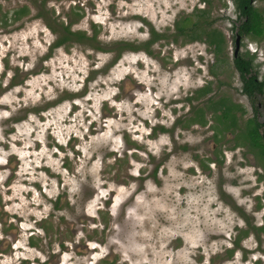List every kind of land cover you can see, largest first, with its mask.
Returning <instances> with one entry per match:
<instances>
[{
    "label": "rangeland",
    "instance_id": "obj_1",
    "mask_svg": "<svg viewBox=\"0 0 264 264\" xmlns=\"http://www.w3.org/2000/svg\"><path fill=\"white\" fill-rule=\"evenodd\" d=\"M198 10L223 37L218 63L174 36ZM68 23L102 51L50 53L47 25ZM238 26L232 0H0V218L29 230L47 217L30 248L17 231L0 264H264V162L237 139L252 117L233 67ZM149 27L165 36L151 54L109 67L115 44L144 43ZM239 53L264 82V38H239ZM206 85L239 109L217 136L210 115L187 125Z\"/></svg>",
    "mask_w": 264,
    "mask_h": 264
},
{
    "label": "trees",
    "instance_id": "obj_2",
    "mask_svg": "<svg viewBox=\"0 0 264 264\" xmlns=\"http://www.w3.org/2000/svg\"><path fill=\"white\" fill-rule=\"evenodd\" d=\"M203 3L209 5V0H202ZM234 5L237 12V21L239 22L237 35L239 37H250L255 38L257 41L264 38V11L260 13L257 9L251 6L250 0H234ZM28 14L26 7H23L12 13V21H18L22 17ZM38 16L42 17L40 13ZM196 20L190 24L189 18H184L181 22L175 23V37L186 39L185 42L203 41L207 46L212 49L214 58H217L223 52L224 40L222 35L211 27V24L206 21V12L198 10L195 16ZM71 24H54V26L47 25L50 30L55 34V40L50 45V53L55 49H59L65 46H71L74 44L86 45L95 51H102V49L96 44L95 36L88 37L83 32L71 31ZM187 24H190L188 28ZM204 37V40H203ZM165 39V36L157 33L151 27H149V38L144 43L133 44V43H117L113 48L117 55L112 61L109 67H112L120 58L124 52H137L144 51L146 54H151V47L158 43L160 40ZM176 42V39L173 40ZM219 59V58H218ZM251 57L247 54L238 53L233 58V67L238 72L242 88L241 91L248 98H252L255 93H260L263 87L261 83L255 82L254 77L250 76L251 69ZM221 60V59H220ZM212 90L210 85H206L194 92V94L188 99V102H198L201 98L206 97L205 108L191 107L190 117L187 125L206 124V115H210L213 121L216 122L214 125L215 136L223 130H227V126L235 127V115L238 111V107L231 104L225 98L215 99L212 97ZM185 125V126H187ZM258 125L254 123V120H247L244 129L238 134L237 139L242 141V145L255 152L259 159L264 162V143H262V137L258 133ZM256 233H264V220L260 228H255ZM237 244V242L235 243Z\"/></svg>",
    "mask_w": 264,
    "mask_h": 264
},
{
    "label": "flooded vegetation",
    "instance_id": "obj_3",
    "mask_svg": "<svg viewBox=\"0 0 264 264\" xmlns=\"http://www.w3.org/2000/svg\"><path fill=\"white\" fill-rule=\"evenodd\" d=\"M250 1H251V6L254 9H257L258 11H260V13L263 12L262 10H259L258 7L254 6V4L255 3H263L264 0H250ZM232 5H233V9L235 11V15H236V19H237V12H236V8H235V5H234V0H232ZM239 38L240 39H244L245 37L244 38L239 37ZM203 40H204V37H203ZM195 42H199V41H195ZM238 53H239V51H238ZM235 57H234V54H233V58H235ZM251 62H252V64H251V69H250V73L249 74H250V76L252 75L254 77V79H255L254 81L255 82L261 83L263 87L261 88V92L260 93H255L254 96L251 99L248 98L243 93L242 94L246 98H248V100L250 101L249 107H250V112L252 113V117H251L250 120H254V123H256L258 125V130L257 131H258L260 137H262V140L264 141V122L263 123L259 122V120H260L259 119V115L261 113L263 114V112H264V82H262V81H260L258 79L257 72L254 69V65H253V60L252 59H251ZM238 76H239V74H238ZM239 80H240V77H239ZM240 82H241V80H240ZM54 208L55 207H53V209ZM1 211H2V205H0V212ZM46 219H47V217H45L43 221H41V220L38 221L36 228H33V229L31 228L29 230H25L23 228L24 225H22V227H21L22 221L19 218H15V217L12 216V218L9 221L6 219L5 216L0 218V257L3 254V251H6V250L9 251V250H14L15 249V246H16L17 241H18L17 239L19 238V236L17 235V231H23L25 234H27V236H26V245H27L28 248H30V246L32 245V242H30L32 237H34L35 235H41V233H45V224H46V221H47ZM33 224H36V222L33 223ZM45 236L46 235H44V237ZM91 249L94 250L93 248H91ZM53 262L55 263L56 260H54ZM24 263H26V262H23V261L21 262V264H24ZM39 264H48V262L46 260H44L43 262H40Z\"/></svg>",
    "mask_w": 264,
    "mask_h": 264
},
{
    "label": "water",
    "instance_id": "obj_4",
    "mask_svg": "<svg viewBox=\"0 0 264 264\" xmlns=\"http://www.w3.org/2000/svg\"><path fill=\"white\" fill-rule=\"evenodd\" d=\"M239 51V37L238 35H236V38H235V48H234V57L236 56V54L238 53Z\"/></svg>",
    "mask_w": 264,
    "mask_h": 264
}]
</instances>
